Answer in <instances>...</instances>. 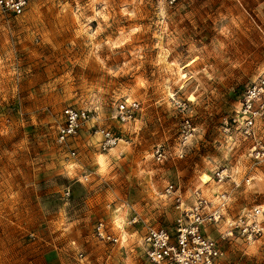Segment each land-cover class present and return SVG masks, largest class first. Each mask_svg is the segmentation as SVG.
<instances>
[{
    "label": "rangeland",
    "instance_id": "obj_1",
    "mask_svg": "<svg viewBox=\"0 0 264 264\" xmlns=\"http://www.w3.org/2000/svg\"><path fill=\"white\" fill-rule=\"evenodd\" d=\"M262 67L264 0H30L20 14L0 10V264L135 263L142 225L171 228L197 188L212 206L226 192L225 218L264 206V158L253 156L264 116L255 139L232 122ZM125 99L139 106L123 123ZM68 106L89 116L59 144ZM101 127L119 136L115 147L101 149ZM217 168L230 177L216 182ZM98 222L118 241L97 238ZM224 228L205 226L220 264H264V236L220 238Z\"/></svg>",
    "mask_w": 264,
    "mask_h": 264
},
{
    "label": "built area",
    "instance_id": "obj_2",
    "mask_svg": "<svg viewBox=\"0 0 264 264\" xmlns=\"http://www.w3.org/2000/svg\"><path fill=\"white\" fill-rule=\"evenodd\" d=\"M30 0H0V10L7 14H20ZM173 3L175 0H167ZM138 102L121 100L116 103V118L126 123L134 118ZM63 121L57 129L56 140L66 144L73 138L81 123L88 118L86 110L65 107L62 110ZM264 116V67L254 80L248 83L242 93L240 109L232 117V122L244 138L255 139V123ZM189 125V124H188ZM99 146L102 150L115 147L119 136L108 127H101ZM188 138L184 135L182 145ZM257 144V145H256ZM253 146L254 158H264V145L256 142ZM71 154H75L74 150ZM153 155L157 160H163L166 155L162 147L156 146ZM179 155H182V150ZM230 177L226 168H217L213 178L221 182ZM172 185L166 187L170 192ZM195 200L189 208H183L182 215L176 218L174 225L169 228L163 225H142V235L136 252L138 260L131 264H220L222 249L219 241L205 231L207 224L223 221L225 228L220 232V238L237 235L246 243H251L264 236V206L255 205L244 208L233 218H225L224 213L228 203L226 192L217 193L218 202L212 206L210 201L200 195L198 188L193 190ZM225 218V219H224ZM139 219L133 215L129 223H137ZM95 235L101 240L117 242L118 238L107 233L102 222L94 229ZM82 259V253L79 252Z\"/></svg>",
    "mask_w": 264,
    "mask_h": 264
},
{
    "label": "snow or ice",
    "instance_id": "obj_3",
    "mask_svg": "<svg viewBox=\"0 0 264 264\" xmlns=\"http://www.w3.org/2000/svg\"><path fill=\"white\" fill-rule=\"evenodd\" d=\"M192 63H194V61H193ZM185 67H188V65H185ZM185 76H186V74H185ZM181 78L183 79L184 76H182ZM189 99H190V100H193L194 97H189ZM202 179H203L205 182H208V181L211 180V177H209V176H204V177H202ZM118 226H119V224H118Z\"/></svg>",
    "mask_w": 264,
    "mask_h": 264
},
{
    "label": "bare ground",
    "instance_id": "obj_4",
    "mask_svg": "<svg viewBox=\"0 0 264 264\" xmlns=\"http://www.w3.org/2000/svg\"><path fill=\"white\" fill-rule=\"evenodd\" d=\"M121 124H122V123H121ZM204 176H209V175H208V174H205V173H203V174H202V176H201V179H202V177H204ZM209 177H210V176H209ZM202 182H203V183H206V182H205L203 179H202Z\"/></svg>",
    "mask_w": 264,
    "mask_h": 264
}]
</instances>
